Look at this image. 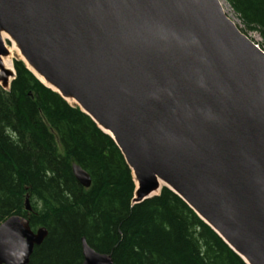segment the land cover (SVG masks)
<instances>
[{"label":"water","instance_id":"obj_1","mask_svg":"<svg viewBox=\"0 0 264 264\" xmlns=\"http://www.w3.org/2000/svg\"><path fill=\"white\" fill-rule=\"evenodd\" d=\"M3 36L111 138L132 206L168 189L245 264H264V52L219 0H0V57ZM14 76L0 62L3 91ZM72 174L90 187L81 168ZM46 237L9 217L0 264H29ZM81 247L82 264H113Z\"/></svg>","mask_w":264,"mask_h":264},{"label":"trees","instance_id":"obj_2","mask_svg":"<svg viewBox=\"0 0 264 264\" xmlns=\"http://www.w3.org/2000/svg\"><path fill=\"white\" fill-rule=\"evenodd\" d=\"M224 1L264 52V0ZM13 69L0 88V224L20 216L47 231L29 264H82V239L113 264H245L170 190L132 206V173L111 138L23 62Z\"/></svg>","mask_w":264,"mask_h":264},{"label":"bare ground","instance_id":"obj_3","mask_svg":"<svg viewBox=\"0 0 264 264\" xmlns=\"http://www.w3.org/2000/svg\"><path fill=\"white\" fill-rule=\"evenodd\" d=\"M219 3L221 5V8L224 12V14H228L230 12V7L226 4L224 0H219ZM3 44L7 51L9 52L8 56L6 57H0V62L2 67L9 73V75L13 74V61L16 56H20L19 51L17 50L15 44L13 41H11L7 36L2 37ZM12 80V77H10V81ZM39 80L43 82V79L39 77ZM72 104L74 102L69 101ZM136 184V183H135ZM86 242V241H85Z\"/></svg>","mask_w":264,"mask_h":264},{"label":"rangeland","instance_id":"obj_4","mask_svg":"<svg viewBox=\"0 0 264 264\" xmlns=\"http://www.w3.org/2000/svg\"><path fill=\"white\" fill-rule=\"evenodd\" d=\"M226 16L236 25V27L239 29V31L242 30V32L241 31L240 32L244 36H246L250 41H252L255 44H258L260 42V37H259L258 33L245 31L231 10L228 14H226ZM17 60H19V61L21 60L20 56H16L14 58V61H17ZM68 103L71 105H75L74 103L72 104L71 102H68Z\"/></svg>","mask_w":264,"mask_h":264}]
</instances>
